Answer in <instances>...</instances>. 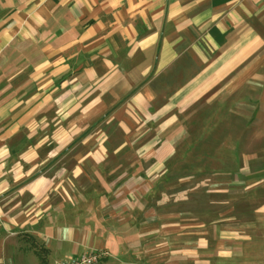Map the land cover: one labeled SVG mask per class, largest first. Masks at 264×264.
Returning a JSON list of instances; mask_svg holds the SVG:
<instances>
[{"label":"crops","instance_id":"obj_1","mask_svg":"<svg viewBox=\"0 0 264 264\" xmlns=\"http://www.w3.org/2000/svg\"><path fill=\"white\" fill-rule=\"evenodd\" d=\"M263 79L264 0H0V264H264V204L213 236L163 187L180 118Z\"/></svg>","mask_w":264,"mask_h":264},{"label":"rangeland","instance_id":"obj_2","mask_svg":"<svg viewBox=\"0 0 264 264\" xmlns=\"http://www.w3.org/2000/svg\"><path fill=\"white\" fill-rule=\"evenodd\" d=\"M258 89L253 100L222 101L220 107L213 106L210 117H206L204 102H200L195 117L180 118L184 123L174 135L176 157L163 187L167 193L175 191V195L164 196L166 211L179 206L181 217H188L190 205H195L198 219L207 212L214 221L217 229L214 228L213 236L219 234L225 211H229L225 217L250 218L264 204V195L252 196L251 192L239 197L221 195L222 189L248 185L246 179L250 175L264 179V82ZM239 159L241 175L237 179L234 163ZM211 169L212 176L206 181ZM258 188L264 189V183ZM210 189L213 196H206Z\"/></svg>","mask_w":264,"mask_h":264},{"label":"built area","instance_id":"obj_3","mask_svg":"<svg viewBox=\"0 0 264 264\" xmlns=\"http://www.w3.org/2000/svg\"><path fill=\"white\" fill-rule=\"evenodd\" d=\"M107 256L106 251H88L76 259L60 261L58 264H101Z\"/></svg>","mask_w":264,"mask_h":264}]
</instances>
